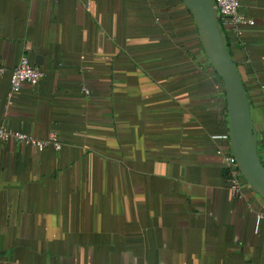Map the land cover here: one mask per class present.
Listing matches in <instances>:
<instances>
[{
    "label": "crops",
    "instance_id": "0c3cea01",
    "mask_svg": "<svg viewBox=\"0 0 264 264\" xmlns=\"http://www.w3.org/2000/svg\"><path fill=\"white\" fill-rule=\"evenodd\" d=\"M238 4L264 161V0ZM23 55L43 76L8 97ZM0 68V125L60 143L0 142V264H264V201L215 153L223 82L181 0H0Z\"/></svg>",
    "mask_w": 264,
    "mask_h": 264
},
{
    "label": "water",
    "instance_id": "95a60500",
    "mask_svg": "<svg viewBox=\"0 0 264 264\" xmlns=\"http://www.w3.org/2000/svg\"><path fill=\"white\" fill-rule=\"evenodd\" d=\"M192 16L205 56L221 78L226 100L229 146L251 189L264 201L262 164L245 88L218 25L213 0H181Z\"/></svg>",
    "mask_w": 264,
    "mask_h": 264
},
{
    "label": "built area",
    "instance_id": "2783aa9c",
    "mask_svg": "<svg viewBox=\"0 0 264 264\" xmlns=\"http://www.w3.org/2000/svg\"><path fill=\"white\" fill-rule=\"evenodd\" d=\"M213 1L216 8L218 25L223 36L229 34L233 40H238L244 28L254 24L253 20L246 18L238 11V0ZM86 6L89 7V0H86ZM42 76L43 73L31 64L26 55L21 56L18 63L11 70L8 97L17 94L23 83L37 84ZM82 90L84 93H88L86 88ZM212 137L219 141L215 153L222 158L229 186L234 193L239 194L242 191L244 179L230 150L228 130L226 129L223 132L214 134ZM10 139L33 146L40 151L48 146H52L55 149H59L60 147V143L54 133H49L45 138H36L30 134L0 125V142ZM261 217H263V214L258 215V218Z\"/></svg>",
    "mask_w": 264,
    "mask_h": 264
},
{
    "label": "trees",
    "instance_id": "16d2710c",
    "mask_svg": "<svg viewBox=\"0 0 264 264\" xmlns=\"http://www.w3.org/2000/svg\"><path fill=\"white\" fill-rule=\"evenodd\" d=\"M224 39H225V44H226V46H227V48H228V50H229V52H230V48H229V42H228V40L226 39V37L224 36ZM260 157V156H259ZM260 160H261V162H262V164L264 165V161L260 158Z\"/></svg>",
    "mask_w": 264,
    "mask_h": 264
}]
</instances>
